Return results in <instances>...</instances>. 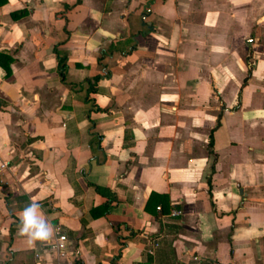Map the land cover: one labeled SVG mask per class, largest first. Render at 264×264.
<instances>
[{
    "label": "crops",
    "instance_id": "0c3cea01",
    "mask_svg": "<svg viewBox=\"0 0 264 264\" xmlns=\"http://www.w3.org/2000/svg\"><path fill=\"white\" fill-rule=\"evenodd\" d=\"M36 255L264 264V0H0V264Z\"/></svg>",
    "mask_w": 264,
    "mask_h": 264
},
{
    "label": "clouds",
    "instance_id": "9594fccd",
    "mask_svg": "<svg viewBox=\"0 0 264 264\" xmlns=\"http://www.w3.org/2000/svg\"><path fill=\"white\" fill-rule=\"evenodd\" d=\"M19 234L27 236L30 247L36 246V241L49 242L57 231L53 225L43 216L41 204L38 201L29 202L19 217Z\"/></svg>",
    "mask_w": 264,
    "mask_h": 264
},
{
    "label": "trees",
    "instance_id": "16d2710c",
    "mask_svg": "<svg viewBox=\"0 0 264 264\" xmlns=\"http://www.w3.org/2000/svg\"><path fill=\"white\" fill-rule=\"evenodd\" d=\"M12 13H14V15L13 16H15V12H12ZM22 13H24V12H22ZM58 70H59V74H60V77L63 79L64 78V76H65V70H66V57L65 56H62V57H59L58 58ZM100 77V75H98V74H96L95 76H94V78L95 79H98ZM94 187H95V189L98 191V192H104L103 191V189L100 187V186H98V185H94ZM154 196H157L158 198H159V202L161 203V208H163V209H165V207H166V203L167 202H165V195L164 194H156V193H154L153 194ZM152 195V196H153ZM151 198V197H150ZM163 198V199H162ZM149 200V199H148ZM167 201V200H166ZM108 202L107 201H105L104 203H103V205H102V207H103V209H104V212H106L107 211V208H108ZM11 230V229H10ZM77 263V262H76Z\"/></svg>",
    "mask_w": 264,
    "mask_h": 264
},
{
    "label": "built area",
    "instance_id": "2783aa9c",
    "mask_svg": "<svg viewBox=\"0 0 264 264\" xmlns=\"http://www.w3.org/2000/svg\"><path fill=\"white\" fill-rule=\"evenodd\" d=\"M173 213H179L178 211H173ZM57 231L55 232V237H54V241L52 242V247L55 248L56 250H59L60 248H62V242L66 240V236L63 234V232L61 230H59V228H55ZM37 261L35 262V264H43V262L40 260V257L37 256Z\"/></svg>",
    "mask_w": 264,
    "mask_h": 264
}]
</instances>
